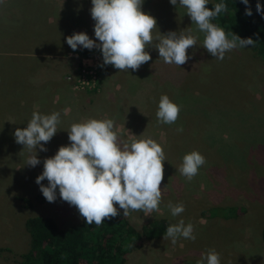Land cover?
<instances>
[{
	"label": "rangeland",
	"instance_id": "1",
	"mask_svg": "<svg viewBox=\"0 0 264 264\" xmlns=\"http://www.w3.org/2000/svg\"><path fill=\"white\" fill-rule=\"evenodd\" d=\"M91 7V0L0 3V264H19L21 253L28 249L25 219L46 216L58 227H66L82 218L75 206L60 199L59 189L56 201L48 202L36 177L46 158L71 143V126L89 119H111L121 140L152 138L164 150L159 211L146 216L130 210L125 217L133 227L139 230L153 220L169 226L181 219L194 227V241L179 237L173 244L164 239L166 233L141 238V246L131 248L123 264H197L213 249L219 253L220 264H264L260 238L264 226L261 59L248 47L226 52L223 60L214 58L203 47L205 34L179 3L143 0L142 11L157 20L154 37L170 31L187 35L191 30L199 38L197 46L187 50L188 61L180 67L165 63L154 40L153 46L145 48L151 60L138 70L119 71L110 66L100 70L94 89L76 90L65 76L76 72L80 51L67 55L61 51L60 57L51 58L52 47L58 45L51 41L56 38L62 43V36L70 31L86 32L95 40ZM46 60H55L49 64L50 72L42 70ZM162 95L180 106L175 123L158 122ZM66 104L70 108L63 115ZM33 112H59L60 122L57 133L45 144L47 151L37 147L41 163L30 167L27 159L35 150L29 152L16 143L14 132L27 127ZM193 150L206 163L188 181L178 169L184 155ZM42 183L47 186L48 181ZM170 202L183 204L185 211L173 217Z\"/></svg>",
	"mask_w": 264,
	"mask_h": 264
},
{
	"label": "clouds",
	"instance_id": "2",
	"mask_svg": "<svg viewBox=\"0 0 264 264\" xmlns=\"http://www.w3.org/2000/svg\"><path fill=\"white\" fill-rule=\"evenodd\" d=\"M246 7V15H252L249 0H241ZM3 3V0H0ZM91 17L95 21L92 39L86 32H76L66 38L67 44L75 51L78 47L97 48L101 51L103 65H112L119 71H136L151 60L146 46L158 43L159 57L165 63L181 66L189 56L187 50L197 46L198 37L181 32L170 31L163 36H153L157 20L142 11L143 0H91ZM174 6L186 9L192 23L198 31L205 34L203 47L214 58L223 60L225 53L238 47L255 46L257 39L241 38L232 33L228 38L225 30L212 21L221 14L228 13L227 4L216 3L213 8L207 7L209 0H170ZM257 12L264 15V6L256 5ZM99 41V43H97ZM180 106L172 102L167 95H162L156 113L158 122L175 123L179 117ZM60 113L43 115L33 112L27 127L17 128L15 141L26 147L29 152L27 165L35 167L41 163L37 147L47 151V144L58 131ZM182 131L181 129H178ZM69 145L60 146L56 154L46 158L43 171L36 177V183L48 202H55L57 189L59 197L75 206L85 225L97 226L119 215L128 216L130 210L142 211L146 216L159 211L162 199L161 183L164 179L166 160L164 150L152 138L128 142L121 140L114 130L111 119H89L74 123L68 130ZM23 147V148H24ZM206 158L196 150L183 157L178 171L191 181ZM48 181L45 186L42 181ZM173 217L185 211L183 204H168ZM179 237L195 240L194 227L185 225L181 219L170 224L164 239H171L173 244ZM220 264V256L214 249L202 255L197 264Z\"/></svg>",
	"mask_w": 264,
	"mask_h": 264
},
{
	"label": "trees",
	"instance_id": "3",
	"mask_svg": "<svg viewBox=\"0 0 264 264\" xmlns=\"http://www.w3.org/2000/svg\"><path fill=\"white\" fill-rule=\"evenodd\" d=\"M225 3L228 13L221 14L212 22L223 28L231 39L232 33L241 38H258L255 46L248 48L264 64V15L257 12L258 0H249L252 15H246V5L241 0H210L207 7ZM264 6V0H259ZM100 53V50L92 52ZM82 56L89 50L80 51ZM112 65L106 66L103 71ZM119 215L106 219L104 223L85 225L82 217L79 222L66 227H58L46 216H33L25 219L24 227L29 234L28 249L21 253L19 264H123L125 254L131 248L141 246V238L151 239L166 233L168 225L153 220L136 230L119 210ZM264 243V226L260 231Z\"/></svg>",
	"mask_w": 264,
	"mask_h": 264
},
{
	"label": "built area",
	"instance_id": "4",
	"mask_svg": "<svg viewBox=\"0 0 264 264\" xmlns=\"http://www.w3.org/2000/svg\"><path fill=\"white\" fill-rule=\"evenodd\" d=\"M106 66L103 65L102 53L89 52L87 55L78 58L77 70L72 76H65V80L71 83V87L80 89H94L96 87L97 75L101 69Z\"/></svg>",
	"mask_w": 264,
	"mask_h": 264
},
{
	"label": "crops",
	"instance_id": "5",
	"mask_svg": "<svg viewBox=\"0 0 264 264\" xmlns=\"http://www.w3.org/2000/svg\"><path fill=\"white\" fill-rule=\"evenodd\" d=\"M73 32H74V31H70L66 36H62V37H63V42H62V43H58V42H56V41H57L56 38L52 39L51 42L56 43V44H58V45H56V47H52V51H53V52L49 54V56L52 55L51 58H54V57H60V56H61V53H60L61 51L64 52V53H63L64 55H67L68 52H70V51H72V52H77V51H81V49H85V48H79V47H78V49L74 51V50H73V49L67 44L66 38H67L68 36L72 35ZM65 52H67V53L65 54ZM51 58H49V59H51ZM50 61H53V62H49V60H46L47 65L43 66V67H42V70H46V69H47L49 72H50L51 70H53V68H50V65H49V64L54 63L55 60H50ZM1 65H2V64H0V66H1ZM36 67H39V66H36ZM35 69L37 70V68H35ZM109 69H110V68H109ZM109 69L107 70V73H111V71L108 72ZM107 73H106V74H107ZM63 76H64V75H63ZM60 81H63V82H64V79L61 78ZM10 88H11V87H10ZM65 108H67V109H65L63 115L68 114V109L70 108V105H69V104H66V105H65Z\"/></svg>",
	"mask_w": 264,
	"mask_h": 264
}]
</instances>
